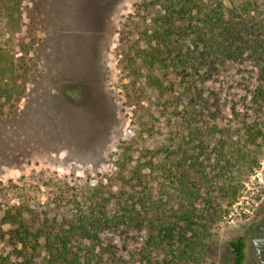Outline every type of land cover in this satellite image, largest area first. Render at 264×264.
<instances>
[{
  "label": "trees",
  "instance_id": "trees-1",
  "mask_svg": "<svg viewBox=\"0 0 264 264\" xmlns=\"http://www.w3.org/2000/svg\"><path fill=\"white\" fill-rule=\"evenodd\" d=\"M21 3L0 0V22H17ZM144 4L143 45L127 68L141 100L154 99L147 121L132 123L112 172L95 183L55 176L0 194V264H198L213 225L242 196L244 177L227 165L248 175L260 168L264 0ZM6 33L0 31V111L26 91L27 69L4 47ZM172 121L189 128L187 140L173 133L158 139ZM219 122L236 124L224 135L234 142L215 149L207 174L200 155L214 153L205 139L221 130ZM203 124L210 131L202 132ZM196 138L202 145L192 147ZM42 186L45 201L37 195ZM245 246L244 238L231 243L230 264L244 263Z\"/></svg>",
  "mask_w": 264,
  "mask_h": 264
},
{
  "label": "rangeland",
  "instance_id": "rangeland-1",
  "mask_svg": "<svg viewBox=\"0 0 264 264\" xmlns=\"http://www.w3.org/2000/svg\"><path fill=\"white\" fill-rule=\"evenodd\" d=\"M21 1L17 22L7 18L0 22V31L7 29L2 35L4 47L15 51L27 69L25 94L0 111V194L15 185L36 186L55 176L84 182L91 178L95 183L112 172L132 123L140 118L147 121L154 101L141 100L127 68L128 60L143 45L139 31L147 26L142 18L147 0ZM226 93L221 89L220 96ZM251 113V108L244 112L248 120ZM219 125L221 130L205 139L208 152L213 149L214 153L200 155L207 174L215 149L234 142L224 135L233 134L236 124ZM147 127L152 129V123ZM209 127L203 124L201 131L208 132ZM227 127H232L229 132L224 130ZM189 132L184 123L172 121L158 139L173 133L184 141ZM200 143L196 138L192 147ZM258 145L260 168L251 175L227 165L229 173L244 177L242 196L213 225L198 264H230L231 243L248 239V231L264 219V136ZM220 163L225 165V160L221 158ZM75 181L83 182L72 184ZM46 189L42 186L37 192L41 201L46 200ZM227 202L223 207L228 209Z\"/></svg>",
  "mask_w": 264,
  "mask_h": 264
},
{
  "label": "flooded vegetation",
  "instance_id": "flooded-vegetation-1",
  "mask_svg": "<svg viewBox=\"0 0 264 264\" xmlns=\"http://www.w3.org/2000/svg\"><path fill=\"white\" fill-rule=\"evenodd\" d=\"M247 235L249 238H244L246 258L243 264H247L248 260L250 262V259V264H264V219L257 222Z\"/></svg>",
  "mask_w": 264,
  "mask_h": 264
}]
</instances>
